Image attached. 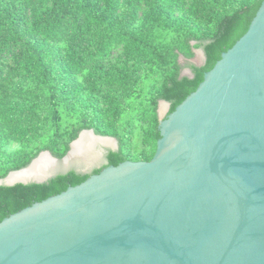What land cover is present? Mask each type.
<instances>
[{"label": "water", "instance_id": "95a60500", "mask_svg": "<svg viewBox=\"0 0 264 264\" xmlns=\"http://www.w3.org/2000/svg\"><path fill=\"white\" fill-rule=\"evenodd\" d=\"M163 116L149 160L105 166L1 220L0 264H264V0L246 32ZM83 131L118 147L84 129L62 164ZM42 153L59 161L43 150L0 185L52 177L34 172ZM17 172L23 177L9 180Z\"/></svg>", "mask_w": 264, "mask_h": 264}, {"label": "rangeland", "instance_id": "374dc122", "mask_svg": "<svg viewBox=\"0 0 264 264\" xmlns=\"http://www.w3.org/2000/svg\"><path fill=\"white\" fill-rule=\"evenodd\" d=\"M90 1L95 3L91 8L92 13L86 8L79 9L84 17L80 21L81 31H76L68 22L55 39L44 33L34 38L26 32L17 36L15 26L5 19L7 39L26 55V72L17 71L12 76V93L5 104L8 120H0V165H10L20 152L33 154L51 138L47 126L42 131H36V134L28 128L30 124L32 128L35 127V123L42 128L41 123L46 124L54 116L50 94L61 108L66 107L72 99L77 100L75 112L90 120L97 118L107 124V129L119 126L123 129L126 126L125 130L131 134L133 143L141 142L144 137L147 141L155 129L157 118L160 120L166 109L158 104L157 118L148 116L145 120H142L141 109L156 94L154 90H160L163 80L162 77H155L157 61L150 50L126 44L123 34L137 31L143 25L144 16L151 10V5H158L161 11L172 9V17L186 16L194 25L191 34L206 37L214 31L218 19L255 0H114V19L110 25V41L107 43L99 42L102 36L108 37L102 21L104 0ZM50 5L48 2V7ZM35 6L37 8L38 4ZM43 8H37L36 11L40 12ZM29 12L27 9L26 13ZM180 47L183 54L179 60L182 64L201 62L202 49L194 40L191 47L183 44ZM27 48L29 53L33 51L35 58L30 59ZM54 57L61 58L62 65H66L68 78L60 72L63 68L53 63ZM77 58H80V64L76 63ZM3 64L15 68L13 61H2L0 65ZM182 73L190 75L187 67H183ZM143 91L144 95L139 98ZM15 125L27 128L18 136L15 134ZM147 143L151 149H155L152 137ZM110 145L113 146L112 140L107 145L93 144L90 148L94 153V157L90 158L92 163L84 164L80 160L76 165V162L68 160V165L64 166L61 160L50 173L63 172L64 167L89 172L102 164L103 153ZM76 155L84 158L79 151Z\"/></svg>", "mask_w": 264, "mask_h": 264}, {"label": "trees", "instance_id": "16d2710c", "mask_svg": "<svg viewBox=\"0 0 264 264\" xmlns=\"http://www.w3.org/2000/svg\"><path fill=\"white\" fill-rule=\"evenodd\" d=\"M135 1L133 0V2ZM262 1L255 0L243 4L225 14L216 21L214 31L210 35H205L206 37L191 34L194 31V25L186 16L172 17V9L161 11L158 5H151V10L144 16L143 25L133 33L123 34L126 44L150 50L157 61L155 77H162L163 80L160 90H154L153 93L156 94L146 104H143L145 107L140 105L143 107L141 109L143 112L142 120L148 116L157 118L160 100L169 103V108L164 116L166 118L187 95L193 92L203 80L204 74L220 59L221 54L246 32ZM48 2L51 3L49 7ZM36 4H38L37 8H44L37 12ZM93 6L95 3L90 0H0V63L10 60L15 65V68L7 67L5 64L0 65V120L2 122L8 120V108L5 104L10 98V93H12V76L17 71L19 73L23 70L26 72V55L23 50L16 48L15 44L7 39L8 29L5 26V19L10 20L11 24L15 26L17 36L26 32L34 38L44 33L55 39L60 36L63 26L68 22H71L76 31H81L80 21L84 17L79 9L86 8L88 12L91 11L92 13L93 9L91 10V8ZM103 6L102 21L105 23L104 29L108 37L102 36L99 42L107 43L110 41V25L114 19L115 2L114 0H104ZM168 7L170 8L169 5ZM27 9L30 11L28 14L26 13ZM193 40L205 55V61L202 65H196L192 62L182 64L179 60V56L183 54L180 51L181 44L191 47ZM27 52L29 53L28 48ZM29 57L30 59L31 57L35 58L33 51H30ZM53 63L61 66L63 69L60 72L68 78L66 65H62L61 58L54 57ZM76 63H81L80 58L76 59ZM183 67H187L191 71V77L182 75ZM140 93L139 98L144 95V91ZM50 97L51 103L54 104L52 119L47 120L46 124L41 123L42 128L37 123H35V127L32 128V124H30L28 128L33 129L32 132L36 134L38 133L36 131H42L47 126L51 138L42 143L33 154L27 155L25 152H20L13 158L10 165H0V178L5 177L12 170L27 166L43 150H48L54 157L61 159L69 150V143L84 129H92L97 135L114 137L118 147L114 150L108 148L105 154L106 162L99 167L92 168L89 172L77 171L72 167L63 172H57L41 183L1 184L0 221L35 202L66 190L68 186L81 183L90 175L99 173L105 166L118 165L125 160L147 161L155 152L157 140L160 138L158 118L155 122V129L150 135L152 141L155 142V149H151V145L147 143L150 137L147 141L144 137L141 142L133 143L130 139L131 134L125 130L126 126L123 129L121 126L107 129V124L100 122L97 118L90 120L75 112L74 106L77 104V100L72 99L66 107L61 108L55 103L51 94ZM25 128L27 126L23 127L22 125L21 128H18L15 125V134L22 135ZM0 136L2 138V132H0Z\"/></svg>", "mask_w": 264, "mask_h": 264}, {"label": "bare ground", "instance_id": "6f19581e", "mask_svg": "<svg viewBox=\"0 0 264 264\" xmlns=\"http://www.w3.org/2000/svg\"><path fill=\"white\" fill-rule=\"evenodd\" d=\"M200 55H202V54L200 53ZM111 140L113 141V139L107 138V137H100V139H98V137L93 136L92 133H90V131H83L80 134V137L77 140H75L74 143L72 144L71 153H70V155H68L64 158L63 165L66 166L68 160L72 157V155L78 154V151L80 152V154L84 158H86V160L93 158L94 153L90 149L92 147V145L95 143H105L107 145V144H110ZM113 143H114V141H113ZM47 157H48V155L46 153H42L39 157V158H41V162L40 161L38 162V160L36 159V162L32 164L33 168H34V172L37 173L38 175H42L43 174L42 172L44 169L47 168V170L50 171L54 168V166H56L55 163H57V162L52 161ZM22 177H23V174H21L20 172H17V173L11 174L9 176V180H16V179H20Z\"/></svg>", "mask_w": 264, "mask_h": 264}, {"label": "flooded vegetation", "instance_id": "af4514ba", "mask_svg": "<svg viewBox=\"0 0 264 264\" xmlns=\"http://www.w3.org/2000/svg\"><path fill=\"white\" fill-rule=\"evenodd\" d=\"M166 112H167V111H165L164 116H165ZM164 116H163V117H164ZM108 148H109V147H108ZM108 148H107V149H108ZM107 149H106V150H107ZM109 149H110V148H109ZM106 150H105L104 153H103V162H102V164L106 162V161H105ZM69 160H70V161H74V162H76V165H77V164L79 163V161H80V160H78V157H74V156H72ZM75 160H77V161H75ZM73 165L76 166L75 164H73ZM75 169H77V168H75ZM91 170H92V169H91ZM91 170H90V171H91ZM87 172H88V171H87Z\"/></svg>", "mask_w": 264, "mask_h": 264}, {"label": "clouds", "instance_id": "9594fccd", "mask_svg": "<svg viewBox=\"0 0 264 264\" xmlns=\"http://www.w3.org/2000/svg\"><path fill=\"white\" fill-rule=\"evenodd\" d=\"M59 161H61V160L59 159Z\"/></svg>", "mask_w": 264, "mask_h": 264}]
</instances>
